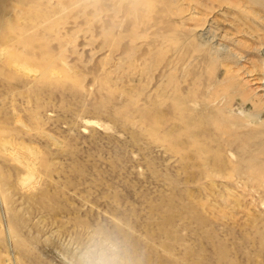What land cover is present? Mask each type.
Wrapping results in <instances>:
<instances>
[{
  "label": "rangeland",
  "instance_id": "1",
  "mask_svg": "<svg viewBox=\"0 0 264 264\" xmlns=\"http://www.w3.org/2000/svg\"><path fill=\"white\" fill-rule=\"evenodd\" d=\"M264 264V0H0V264Z\"/></svg>",
  "mask_w": 264,
  "mask_h": 264
},
{
  "label": "clouds",
  "instance_id": "2",
  "mask_svg": "<svg viewBox=\"0 0 264 264\" xmlns=\"http://www.w3.org/2000/svg\"><path fill=\"white\" fill-rule=\"evenodd\" d=\"M78 264H122V257L115 248L93 244L80 253Z\"/></svg>",
  "mask_w": 264,
  "mask_h": 264
}]
</instances>
